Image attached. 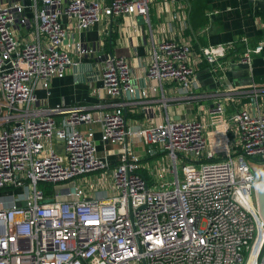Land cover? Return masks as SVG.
I'll return each mask as SVG.
<instances>
[{
  "label": "built area",
  "instance_id": "1",
  "mask_svg": "<svg viewBox=\"0 0 264 264\" xmlns=\"http://www.w3.org/2000/svg\"><path fill=\"white\" fill-rule=\"evenodd\" d=\"M151 1L0 4V264H264L257 198L264 112L236 110L221 152L211 148L199 120L167 118L134 131L126 117L137 96L133 70L113 54L101 74L110 109L49 107L38 95L76 59L95 54L74 36L105 19L147 17ZM247 47L243 62L251 64L264 41ZM216 53L200 54L213 70ZM192 54L177 38L158 44L146 69L150 92L167 86L188 92ZM168 100L163 95L161 102ZM211 114L227 110L218 101ZM99 143L117 148L115 165L100 156ZM107 171L116 193L89 196L88 178ZM41 185L53 187L50 197ZM7 189L19 192L8 196Z\"/></svg>",
  "mask_w": 264,
  "mask_h": 264
},
{
  "label": "crops",
  "instance_id": "2",
  "mask_svg": "<svg viewBox=\"0 0 264 264\" xmlns=\"http://www.w3.org/2000/svg\"><path fill=\"white\" fill-rule=\"evenodd\" d=\"M31 0H0V4ZM107 4L110 0H91ZM206 20L193 26L190 11L193 0H152L147 17L134 15L118 20H103L81 36L86 48L95 54L76 59L64 78L51 81L49 91H39L49 107L83 106L89 110L96 106L110 109V100L102 89L101 74L105 59L113 54L125 57L133 70L137 96L130 100L126 117L134 131L150 128L167 118L174 121L199 120L211 148L224 150L231 139L225 133L229 117L241 107L264 112V48L254 56L251 64L243 62L247 44L254 48L264 41V0H204ZM66 22V21H65ZM69 27V26H68ZM177 38L192 46L191 64L195 77L190 90L167 86L162 92L151 93V82L145 77L146 69L158 44ZM247 40V42H243ZM217 51L216 69L200 54ZM234 95L227 100L226 94ZM163 95L168 105L161 102ZM172 99H175L173 101ZM221 101L227 114L213 115L215 103ZM97 140H100L99 127ZM99 143L105 153L100 156L111 165L117 162L116 147ZM110 152H109V151ZM109 152V154H108ZM141 152V150H140ZM101 153V152H100ZM89 196H113L116 190L110 173L88 178Z\"/></svg>",
  "mask_w": 264,
  "mask_h": 264
},
{
  "label": "trees",
  "instance_id": "3",
  "mask_svg": "<svg viewBox=\"0 0 264 264\" xmlns=\"http://www.w3.org/2000/svg\"><path fill=\"white\" fill-rule=\"evenodd\" d=\"M206 10H207V5L205 4L204 0H193L192 8L190 11V20L193 26L196 27L204 23V21L206 20L205 17ZM40 187L44 190L46 195L50 197L53 187L47 185H41ZM7 190L10 191L13 190L19 192V190H14V189H7Z\"/></svg>",
  "mask_w": 264,
  "mask_h": 264
},
{
  "label": "rangeland",
  "instance_id": "4",
  "mask_svg": "<svg viewBox=\"0 0 264 264\" xmlns=\"http://www.w3.org/2000/svg\"><path fill=\"white\" fill-rule=\"evenodd\" d=\"M101 153V155L103 154V153H105V151L103 150V149H101V151H100ZM221 159H223L222 157H221ZM247 161H248V163L250 164V166H251V170L253 171V172H259L260 170H259V166H258V162H256V161H254V160H252V159H250V158H247ZM112 166V165H111ZM179 172L181 173L182 172V168L179 166ZM107 173H111V172H109V171H107L106 172V174ZM18 193V191H9V194H8V196H14V195H16ZM102 195H101V193L100 194H98V197H101ZM104 196L105 197H107V193L105 192L104 193ZM67 199V197L66 196H63L62 198H61V200L62 201H65Z\"/></svg>",
  "mask_w": 264,
  "mask_h": 264
},
{
  "label": "water",
  "instance_id": "5",
  "mask_svg": "<svg viewBox=\"0 0 264 264\" xmlns=\"http://www.w3.org/2000/svg\"><path fill=\"white\" fill-rule=\"evenodd\" d=\"M257 198H258V204L262 213V216L264 218V181H261L257 188ZM22 206H27V202L21 203ZM262 256V254H261Z\"/></svg>",
  "mask_w": 264,
  "mask_h": 264
}]
</instances>
